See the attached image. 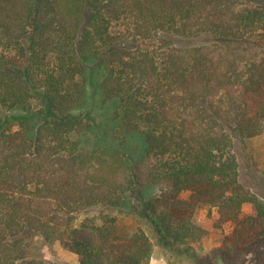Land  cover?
<instances>
[{"label":"trees","instance_id":"16d2710c","mask_svg":"<svg viewBox=\"0 0 264 264\" xmlns=\"http://www.w3.org/2000/svg\"><path fill=\"white\" fill-rule=\"evenodd\" d=\"M162 34L217 43L142 47ZM263 132L264 7L0 0V264H50L30 257L35 236L80 264H150L148 234L111 213L192 248L202 206L233 226L216 263L235 264L264 242V201L241 183L236 143ZM89 210L98 217L76 224Z\"/></svg>","mask_w":264,"mask_h":264},{"label":"rangeland","instance_id":"374dc122","mask_svg":"<svg viewBox=\"0 0 264 264\" xmlns=\"http://www.w3.org/2000/svg\"><path fill=\"white\" fill-rule=\"evenodd\" d=\"M241 5H254L264 7V0H240ZM217 41L210 35H201L193 39H183L176 35H160L158 38L144 42L142 47L147 46L150 50L162 52L166 48L189 49L192 47H211L216 46ZM135 46L130 44V47ZM10 114L4 113L6 119ZM234 122L228 125L231 127ZM228 127V128H229ZM240 163V180L242 185L252 189L264 201V132L245 142H237L235 149ZM155 195L158 194L156 189ZM189 193L181 195L182 199L188 198ZM253 205L246 203L243 206V215L253 213ZM119 216V222L122 228L129 229L141 227L149 236L153 244V254L150 264H198L203 261L204 264L216 263L217 253L220 250L223 234H229L233 230L231 224H224L218 227L217 211L214 208L202 206L196 212V221L204 229L205 236L201 243L192 245V248L183 246L180 248L166 247L162 245L150 222L139 216L126 217L124 214H118L117 211L111 213ZM99 210H89L76 217V224H79L85 218H97ZM131 228V229H132ZM30 257L44 260L50 264H80L79 257L65 249L59 242H44L41 237H34L33 243L29 248ZM221 264V263H219ZM235 264H264V242L245 254Z\"/></svg>","mask_w":264,"mask_h":264}]
</instances>
